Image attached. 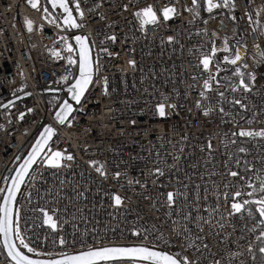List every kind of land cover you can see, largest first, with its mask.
<instances>
[{
	"label": "built area",
	"instance_id": "1",
	"mask_svg": "<svg viewBox=\"0 0 264 264\" xmlns=\"http://www.w3.org/2000/svg\"><path fill=\"white\" fill-rule=\"evenodd\" d=\"M69 3L83 25L80 32L90 39L95 81L25 181L14 233L18 227L34 251L15 237L19 247L48 258L144 244L190 264H255L256 234L247 212L229 213L237 191L243 194L237 200L258 198L259 193L246 195L252 191L248 183L258 185L257 175H264V137L233 135L264 130V0H228L227 14L202 18L193 14V0ZM212 3L225 6L224 0ZM148 6L158 23L142 29L135 13ZM166 7L175 9L168 20L162 15ZM72 38L45 19L43 0L37 8L28 0H0V189L29 135L51 120L57 98L32 99L35 85L44 81L59 89L72 79L68 57L76 61V51L66 50ZM230 44L232 55L224 61ZM237 54L240 59L230 63ZM206 56L207 70L201 63ZM241 79L250 91L239 86ZM160 104L164 116L157 111ZM49 149L73 159L50 167L44 162ZM101 166L104 175L96 171ZM168 192L176 194L171 207ZM40 209L52 216L55 230ZM0 264H9L1 253Z\"/></svg>",
	"mask_w": 264,
	"mask_h": 264
},
{
	"label": "snow or ice",
	"instance_id": "2",
	"mask_svg": "<svg viewBox=\"0 0 264 264\" xmlns=\"http://www.w3.org/2000/svg\"><path fill=\"white\" fill-rule=\"evenodd\" d=\"M52 4L53 8L59 5L60 8L63 9L67 16L64 19V23L72 28L82 27L83 25L77 24L75 19L73 18L72 11L69 8L68 0H49ZM197 0H193V4H196ZM28 3L32 8H37L38 0H28ZM208 10L211 11L213 8L219 7V4L212 3V0H207ZM228 0H224V5L227 6ZM76 10L79 11V4H76ZM47 12V9H45ZM175 9L171 7H166L162 10V15L164 20H168L170 18V14L174 13ZM79 15L82 17L83 13L80 12ZM135 15L140 19L141 28L148 24H156L158 23L157 14L153 10L152 6H148L140 11L136 12ZM54 22V21H53ZM29 25L31 22H28ZM29 30L31 28L29 27ZM63 39V38H61ZM113 41L115 37H110ZM76 43L79 48V77L75 80L69 88L68 91L71 93L72 100L76 101L77 104L80 103L81 97L84 95L85 90L88 85L92 82L93 77V60L91 58L90 49L87 44V38L83 36L75 37ZM172 37H169V41L171 42ZM66 50L71 53L73 52V48L71 44L67 45ZM106 51V50H105ZM224 51H228V48L225 47ZM216 49H212L213 55H215ZM55 55H59V53H54ZM264 56V53H261ZM226 59H228L226 57ZM240 59L239 54L236 55L234 60H230V63L235 64L237 60ZM69 64H75L76 61L72 59L71 56L68 57ZM130 64L134 62L130 61ZM205 70L208 69L210 63V57H204L201 60ZM238 75H243L240 73V70L237 69ZM63 79L67 80L68 77H64ZM251 80H255V77H250ZM241 88L244 91H250V85L245 83L243 79L240 81ZM204 87L207 89L209 87L208 82L205 81ZM203 96L204 93L202 92ZM222 95V94H221ZM235 103H240V101H235ZM243 107V105H241ZM199 107V104H197ZM31 111V109H29ZM72 111V105L68 103V101H64L63 104L60 105V111L56 112V119L60 124H64L67 119L68 113ZM157 111L160 116L165 115L164 105L160 104L157 108ZM207 115V112L205 113ZM23 114H21V118ZM54 135L53 129L51 127H46L44 131L40 134V138L36 141L33 150L29 153L27 159L20 166L19 171L17 172V176L13 178L12 187L8 190V195L4 198V204L0 205V234L4 236V244L8 248V254L15 261V264H110L112 261L117 260H131L133 264H136V261L145 262V264H190L187 258L178 259L177 256L169 254L167 252L156 251L152 248H149L144 245L133 246V247H122V246H103L98 248L89 247L86 251L80 252L78 255H65L62 260H51V261H40V260H32L29 257L23 255L20 251L17 250L16 245L11 243V236L13 233V221H12V210L10 204L12 200L15 198V193L18 191L20 184L24 183V177L28 175L29 169L33 164L38 162L37 157L40 156L44 149L48 145V141L51 140ZM233 135H239L244 137H264V130L252 132V131H244L241 130L239 133H233ZM211 147V145H209ZM50 155H46L45 163L46 165L54 168L61 167V160L68 159L72 160L73 157L71 155L65 156L63 153L59 151L51 152ZM240 152L246 151L243 147L239 149ZM95 163V162H93ZM96 171L101 175L105 173L101 167H97ZM157 173L163 174L160 169L156 170ZM119 174H117L118 176ZM231 176L235 177L238 175L237 172H231ZM256 180L258 181V185H254L249 182L248 187L252 189V191L248 192L246 195L248 197H257V193L260 195L258 198L253 199H243L237 200L238 197H241L243 194L241 191H237L232 197L231 209L232 212L229 215H233L235 213H241L242 211H246L248 216L251 217L253 215V210L248 205H256L255 212L259 214V223L252 227L250 231L255 232L257 227H260V235L257 236V240H260L261 243H264V175H257ZM227 187V185H226ZM4 189H0V192H3ZM175 193L168 192L167 193V202L171 207L175 201ZM228 194L225 193V196ZM115 205L119 206L122 204V199L120 196L113 197ZM44 215V223L49 225L53 230L57 228L56 222L53 220L52 216L48 214L44 209H40ZM223 227V225H221ZM133 235H139L138 232H133ZM15 237L20 241V245L24 248H27L29 252H33L34 250L30 248L24 240L20 237L18 227L15 229ZM61 244H64L65 241L63 239L60 240ZM260 252L264 253V247H260ZM251 251V247L249 248ZM37 255H39L37 253ZM178 255V254H177ZM219 264V262H217Z\"/></svg>",
	"mask_w": 264,
	"mask_h": 264
},
{
	"label": "water",
	"instance_id": "3",
	"mask_svg": "<svg viewBox=\"0 0 264 264\" xmlns=\"http://www.w3.org/2000/svg\"><path fill=\"white\" fill-rule=\"evenodd\" d=\"M46 5H47V8L48 10L54 15V17L56 18V20L59 22V24L67 31V32H76L80 29V27L78 28H72L70 26H68L67 24L64 23V19L65 17L67 16V13H65L63 11L62 8L59 7V5L57 4V6L55 8H53L52 4L49 2V0H44ZM201 2V4H203V0H199ZM69 3V1H68ZM69 8L70 10L72 11V15H73V18L75 19L76 23L79 24L78 20H77V17H76V14L74 12V10L72 9L70 3H69ZM77 36H83V37H86L82 34L78 35V34H75ZM87 38V37H86ZM87 44H88V47L90 49V53H91V58L93 60V56H92V48H91V43L89 41V39L87 38ZM73 45L76 49V56H77V59H78V67H77V74H76V78L75 80L79 77V74H80V70H79V48H78V45L76 43V40L74 39L73 40ZM232 51H233V47H232V44H230L229 46V49L227 52H225L223 54L224 58L225 57H230L232 55ZM224 63L221 62V65H223ZM93 69H94V65H93ZM75 80L73 83H75ZM93 80H94V72H93V77H92V82L88 85L87 89L85 90L84 92V95L81 97V100L82 98L85 96V94L88 92V90L90 89V87L92 86L93 84ZM72 83V84H73ZM71 84V85H72ZM70 85V86H71ZM69 86V87H70ZM68 87V88H69ZM68 88H65L63 90H61L60 92L58 91H55V90H43L42 93L44 95H58L60 94L62 96V99L60 101V103L58 104L56 110L54 111L53 113V121L55 124H50V123H46L42 126V128L39 130V132L37 133V135L35 136V138L33 139V141L28 145V147L26 148L25 152L23 153V155L21 156L20 160L17 162V164L15 165V167L13 168V170L11 171V173L9 174L7 180H6V183L4 185V191L2 192L1 194V197H0V205H3L4 204V198L8 195V190L12 187V184H13V178L17 176V172L19 171L20 169V166L24 163V161L27 159L29 153L32 152L33 150V147L36 143V141L40 138V134L44 131V129L46 127H51L53 129V132H54V135L52 136L51 140L48 141V144L53 140V138L56 136V130H55V125H58V126H63L67 123V121L70 119L71 115L74 113V111L76 110V108L78 107L79 104L76 103V101L72 100L71 98V93L68 91ZM27 95H24V96H21L19 97L18 99L14 100L13 102H10L9 104L11 103H14L18 100H21L23 98H25ZM80 100V102H81ZM64 101H68V103H70L72 105V111L70 113H68L67 115V119L65 120L64 124H60L57 119H56V112L57 111H60V105L64 103ZM9 104H6L5 106L2 107V109H5ZM48 146V145H47ZM47 148V147H46ZM45 148V149H46ZM44 149V151H45ZM43 154V152L40 154V156ZM40 156L37 157V160L40 158ZM34 166V164L32 165V167ZM31 167V168H32ZM30 168V169H31ZM29 169V171H30ZM28 171V173H29ZM27 176L24 177V181L26 179ZM22 184H20L19 186V189L18 191H16L15 193V198L12 200L11 204H10V207H11V210H12V221H13V218H14V209H15V205H16V201H17V198H18V195H19V192L22 188ZM4 236L2 234H0V248H1V251L4 255V257L11 263V264H15V261L12 259L11 256H9L8 254V248L5 246L4 244ZM11 243L15 244L16 245V248L18 251H20L23 255L29 257L30 259L32 260H40V261H51V260H62L64 258L65 255H78L80 252H83V251H86V250H81V251H76V252H72V253H68V254H63V255H59V256H54V257H48V258H36V257H32L30 255H28L27 253H25L22 249L19 248V246L17 245L16 241H15V238H14V233H12V236H11V240H10ZM139 245H144V244H111V245H104V246H122V247H133V246H139ZM144 246H147L149 248H152L153 250H156V251H162V252H167L169 253L168 251L164 250V249H161V248H158V247H155V246H151V245H144ZM99 247H103V246H99ZM95 248H98V247H95ZM171 254V253H169ZM174 255V254H172ZM175 256V255H174ZM178 258V257H177ZM179 259V258H178ZM125 261H129V262H132L131 260H127V259H124V260H117V261H112L110 263H118V262H125ZM136 263H143L145 264V262H141V261H136Z\"/></svg>",
	"mask_w": 264,
	"mask_h": 264
},
{
	"label": "bare ground",
	"instance_id": "4",
	"mask_svg": "<svg viewBox=\"0 0 264 264\" xmlns=\"http://www.w3.org/2000/svg\"><path fill=\"white\" fill-rule=\"evenodd\" d=\"M68 1H69V0H68ZM43 3H44V5H45V9H47V12H45V19H46L47 21H49L50 23L57 25L60 29H62V31L65 32L66 35L73 37V38L70 40V42H71V45L73 46L74 49H75V47H74V45H73V40H74L75 37L77 36V35H75V34H78V35L82 34V35H84V36H86V37L88 38L87 35H85V34H83V33L80 32L81 27H80V29H79L78 31H76V32H74V33H72V32H67V31H66V30H65V29L59 24V22L56 20V18L54 17V15L48 10L47 5H46V3H45L44 0H43ZM204 3H205V0H203V4H201V2H200L199 0H197L196 4H194V8L192 9V12H193V14H194L196 17L202 18L205 14H207V13L204 12V10H205V4H204ZM28 4H29V3H28ZM219 5H220V4H219ZM227 13H228V10L226 9V6L220 5L219 7H216V8H214V9H212V10L210 11L209 14H213V15H222V14H227ZM76 17H77V16H76ZM77 20H78V17H77ZM53 21H54V22H53ZM78 22H79V20H78ZM79 24H80V22H79ZM88 39H89V38H88ZM89 41H90V39H89ZM187 41L193 42L194 39H193V38H192V39H187ZM90 43H91V42H90ZM91 48H92V47H91ZM75 51H76V49H75ZM92 56H93V55H92ZM93 65H94V80H93V84H94V81H95V63H94V58H93ZM77 67H78V59H76V63L74 64V67H73V76H72L71 81H70L66 86H63L62 88H59V89H58V88L51 87V86H49V84H51V83H44V81H41V82H39V83H37V84L35 85V88H34V95H33L32 99H35L36 101H40V100L45 99V97L57 98V100H56V102H55L54 110H53L52 115H51V120H50L49 122H45V123H43V124L39 127V129L37 130V132H36L35 135H34V134H33V135H29L28 140H27V143H28V144H27L26 147L22 150V152L20 153V155H19L18 159L16 160L15 164L13 165V167L10 169L9 173L7 174L5 180L3 181L2 185H1V189H3L4 184L6 183V180H7L8 176H9V174L11 173V171L13 170V168L15 167V165L17 164V162L20 160V158H21V156L23 155V153L25 152L26 148H27L28 145L33 141V139L35 138V136L37 135V133L39 132V130L42 128V126H43L44 124H46V123L55 124L54 121H53V117H52V116H53V113H54V111L56 110L58 104L60 103V101H61V99H62V96H61L60 94H58V95H44V94L42 93V91H43V90H55V91L60 92L61 90L65 89V88H68V87L74 82V80H75V78H76ZM93 84H92V86L90 87V89L88 90V92L85 94V96L89 93V91H90L91 88L93 87ZM41 86H43V87H41ZM39 87H41V88L39 89ZM85 96L82 98V100H81V102L79 103L78 107L76 108V110H75L74 113L71 115L70 119L67 121V123H66L65 125H63V126L55 125L56 136H57V130H58V128H59V127H65V126H67V125L70 123V121L72 120V118L76 115V113L78 112V110H79V108H80V105H81L83 99L85 98ZM175 98H177V91H176V89H175V85H171V87H170V101H174ZM36 103H37V102H36ZM154 119H155V118H154ZM56 136H55V137H56ZM55 137H54V138H55ZM168 137H169V136H168ZM54 138H53V139H54ZM45 152H46V149H45V151L43 152V154L40 156V158L38 159V162H37L36 164H34V166H33L32 168H34V167L39 163V161H40V160L43 158V156L45 155ZM32 168L30 169V171L32 170ZM30 171H29V173H30ZM29 173H28V175H29ZM28 175H27V177H28ZM27 177H26V179H27ZM26 179H25V181H26ZM25 181H24V183H23V185H22V188H23V186H24V184H25ZM22 188H21V190H22ZM21 190H20V192H21ZM20 192H19V195H20ZM1 194H2V192H0V197H1ZM19 195H18V198H19ZM18 198H17V201H18ZM17 201H16V205H17ZM16 205H15V209H16ZM15 209H14V217H15ZM247 217H248V216H247ZM14 227H15V225H14V218H13V233H14ZM14 238H15V233H14ZM15 241H16V239H15ZM16 243H17V241H16ZM17 245H18V243H17ZM18 246H19V245H18ZM19 248H20V247H19ZM20 249H21V248H20ZM0 253H1L2 257H3L6 261H8V260L4 257V255H3L2 251H1V248H0ZM8 263L11 264L9 261H8Z\"/></svg>",
	"mask_w": 264,
	"mask_h": 264
},
{
	"label": "trees",
	"instance_id": "5",
	"mask_svg": "<svg viewBox=\"0 0 264 264\" xmlns=\"http://www.w3.org/2000/svg\"><path fill=\"white\" fill-rule=\"evenodd\" d=\"M252 210H253V215L251 217L248 216L247 214V220H248V224L252 227H254L255 225H257L259 223V214L255 212V208L254 206L252 205L250 207ZM261 227H264V226H261ZM255 234H256V242L253 246V257H254V263L255 264H264V253H261L260 252V247H264V243H261L260 240H257V236L260 235V227H257L256 228V231H255Z\"/></svg>",
	"mask_w": 264,
	"mask_h": 264
},
{
	"label": "rangeland",
	"instance_id": "6",
	"mask_svg": "<svg viewBox=\"0 0 264 264\" xmlns=\"http://www.w3.org/2000/svg\"><path fill=\"white\" fill-rule=\"evenodd\" d=\"M205 10H204V12L205 13H210V11L208 10V3H207V0H205ZM214 9V8H213ZM226 54V53H225ZM224 61H228V59H226V57H225V59H224ZM5 185V184H4ZM4 188V187H3ZM254 206V208L256 207V205H253Z\"/></svg>",
	"mask_w": 264,
	"mask_h": 264
},
{
	"label": "crops",
	"instance_id": "7",
	"mask_svg": "<svg viewBox=\"0 0 264 264\" xmlns=\"http://www.w3.org/2000/svg\"><path fill=\"white\" fill-rule=\"evenodd\" d=\"M248 225V224H247Z\"/></svg>",
	"mask_w": 264,
	"mask_h": 264
}]
</instances>
